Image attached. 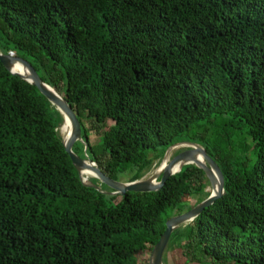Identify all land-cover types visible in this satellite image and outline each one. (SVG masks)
Listing matches in <instances>:
<instances>
[{"label": "trees", "instance_id": "1", "mask_svg": "<svg viewBox=\"0 0 264 264\" xmlns=\"http://www.w3.org/2000/svg\"><path fill=\"white\" fill-rule=\"evenodd\" d=\"M0 50L69 101L74 152L112 180L142 179L176 144L204 146L226 194L168 251L264 264V0H0ZM64 122L0 61V264H150L167 222L211 196L206 172L184 165L151 193L85 187Z\"/></svg>", "mask_w": 264, "mask_h": 264}, {"label": "water", "instance_id": "2", "mask_svg": "<svg viewBox=\"0 0 264 264\" xmlns=\"http://www.w3.org/2000/svg\"><path fill=\"white\" fill-rule=\"evenodd\" d=\"M0 61L13 75H16L36 86L41 91V93L47 97L54 106L57 107V109L65 118V122L62 127L66 126L68 121L71 122L72 132L67 139L62 136L63 142L85 187L94 188L97 191H101L109 195L119 194L124 196L128 192L151 193L160 191L171 177L182 171L184 165L196 164L200 169L206 172L208 178L211 181V196L199 203L190 211L176 215L167 222V229L153 251L151 264H165L164 254L169 245L171 235L177 229L192 223L203 213L205 209L213 206L221 197L226 194L225 178L218 163L215 161L212 155L208 153L204 146L190 142L176 144L167 150L163 160L157 168V170L162 168L160 173H157L156 170V172L147 179L142 178L129 183L110 179L103 174L97 163H95L89 157L83 159L74 152L75 144L78 141L84 142V139L82 135L81 122L69 104V101L55 88H53L48 83H45L37 73L35 67L27 59L18 55H13L11 53H4L0 50ZM181 148H184V150L172 157L171 160L163 167L164 161L168 157L172 156L173 151ZM86 150L87 148L85 151ZM85 171L93 172L95 175L94 179L97 180L99 184H93L91 181L85 180L82 175ZM102 185L108 186L113 190V192L103 190Z\"/></svg>", "mask_w": 264, "mask_h": 264}, {"label": "rangeland", "instance_id": "3", "mask_svg": "<svg viewBox=\"0 0 264 264\" xmlns=\"http://www.w3.org/2000/svg\"><path fill=\"white\" fill-rule=\"evenodd\" d=\"M99 140H100L99 137L94 132H92L91 133V142H92V144H94V145L97 144L99 142ZM181 150H184V148L177 149V150L173 151L171 158L174 157V156H176V154L179 151H181ZM79 154L82 155L81 151H79ZM158 155L161 156L162 155V152L159 151L158 152ZM164 156L161 157L158 161L155 162L153 169L150 170L149 172H147V175L145 177H143V179H147V178L151 177L156 172L157 168L159 167V165H160V163L162 161L161 159L164 158ZM132 175L133 174H130L129 173V174L125 175L124 177H121L120 181L121 182H124V183H129ZM93 180H95V179L93 178V179H90L89 181L92 182ZM105 191H107V190H105ZM207 191L208 192H212V187L208 188ZM108 192H110V191H108ZM207 198L208 197L206 195H202V196H199V197H196V198L192 199L191 203L194 205V204L198 203L199 201L202 202V201L206 200ZM164 256H165L164 257V260L165 261L167 260V264H184L182 261H177L176 260L178 258L177 255H175L171 251H168V247H167V250H166ZM151 257H152V255H151ZM151 257L150 258L145 257L143 259H145L146 262H149L151 264ZM189 264H198V263H189ZM207 264H216V263H207Z\"/></svg>", "mask_w": 264, "mask_h": 264}, {"label": "bare ground", "instance_id": "4", "mask_svg": "<svg viewBox=\"0 0 264 264\" xmlns=\"http://www.w3.org/2000/svg\"><path fill=\"white\" fill-rule=\"evenodd\" d=\"M60 132H61L62 136H63L64 138L67 139V138L70 136L71 132H72L71 122L68 121L67 124H66V126L61 127V128H60ZM170 160H171V157H168V158L164 161L163 167H164V165H166ZM161 171H162V168H161L160 170H158L157 173H160ZM82 175H83V178H84L85 180H87V181L90 180V179H93L94 176H95L94 173L91 172V171H85V172H83Z\"/></svg>", "mask_w": 264, "mask_h": 264}]
</instances>
